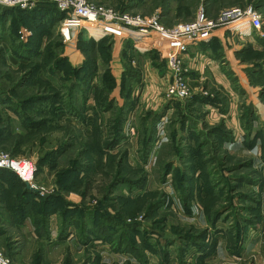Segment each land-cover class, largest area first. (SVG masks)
Returning a JSON list of instances; mask_svg holds the SVG:
<instances>
[{
    "label": "rangeland",
    "instance_id": "rangeland-1",
    "mask_svg": "<svg viewBox=\"0 0 264 264\" xmlns=\"http://www.w3.org/2000/svg\"><path fill=\"white\" fill-rule=\"evenodd\" d=\"M89 2L164 28L192 22L200 9L216 20L250 8L261 22L244 37L220 30L222 38L189 47L179 71L188 96L171 100V71L155 51L86 33L70 47L63 18L40 14L39 23L0 10V152L36 161L50 203L29 204L11 175L0 195L22 210L29 204L42 231L43 209L64 223L76 218L93 237L80 241L118 254L115 264H129L127 256L148 264L152 254L160 264H264V0ZM129 68L136 77L125 76ZM220 238L227 257H215ZM5 239L8 257L14 242ZM84 259L76 264L92 263Z\"/></svg>",
    "mask_w": 264,
    "mask_h": 264
},
{
    "label": "built area",
    "instance_id": "built-area-1",
    "mask_svg": "<svg viewBox=\"0 0 264 264\" xmlns=\"http://www.w3.org/2000/svg\"><path fill=\"white\" fill-rule=\"evenodd\" d=\"M46 5H54L59 12L64 14L59 26L60 33L65 41H69L68 46L70 47L75 45L73 37L79 33H86L93 38L112 37L114 41L129 40L138 53L155 51L171 71L167 75L170 81L164 89L166 97L171 100H183L188 96L187 86L182 83L179 71L181 57L189 47L209 40L220 30H229L231 34L239 35V38L244 37L245 34L258 30L261 22L260 16L250 8L228 9L222 12L216 20L205 17L200 9L192 22L177 23L171 28H164L155 17L120 13L109 7L93 5L89 0H0L1 8L23 11H31ZM81 20L90 21L102 27L101 31H98L99 35L95 37L93 34L95 30L82 27ZM243 23H246L248 28L244 32L241 30ZM26 35L22 33L24 38ZM132 65L134 67L135 62H132ZM129 127L130 134L133 136L134 127L132 124H129ZM0 170L13 173L20 182L36 191V199L45 195V188L39 187L35 179V160L0 152ZM0 264L13 263L0 251Z\"/></svg>",
    "mask_w": 264,
    "mask_h": 264
},
{
    "label": "crops",
    "instance_id": "crops-1",
    "mask_svg": "<svg viewBox=\"0 0 264 264\" xmlns=\"http://www.w3.org/2000/svg\"><path fill=\"white\" fill-rule=\"evenodd\" d=\"M218 32L212 37L222 38L218 35ZM4 176H8L7 172L0 170V180ZM2 188L3 190L10 189L9 186L5 185ZM22 190H26L25 185ZM21 193L23 195L24 191H21ZM35 199L32 201L27 199V202L29 204L34 203V205L40 203L39 200L36 201ZM29 204H25L23 206L25 209L22 210L15 199L7 198V195L3 196V193L0 195V244L3 245V239L5 238L9 243L14 242L13 249L7 257L13 264H76V262L83 263L86 255L91 257V264H115L113 262L119 260L118 254L108 252L107 248L97 246L98 244L96 245L94 242L88 241V245L81 242L80 235L81 238H87L88 233H82L76 226V218L64 223L62 218L58 216V211L53 210L52 213L46 216V225L42 231L40 225H36L32 220L30 208L27 211V208L30 207ZM9 231L18 232V236L9 237ZM89 237L88 239L93 238ZM222 240L223 238L218 240L215 257L219 254L229 256L226 252V244ZM40 249L42 252H40ZM252 250L257 252L256 249ZM252 250L250 251L252 252ZM126 258L123 259L128 260L129 264H139L131 256L128 257L129 259ZM169 260L168 264H171V257ZM161 262L162 260L158 261L157 254H152V259L148 258V264H160ZM87 264L90 263L87 262Z\"/></svg>",
    "mask_w": 264,
    "mask_h": 264
},
{
    "label": "trees",
    "instance_id": "trees-1",
    "mask_svg": "<svg viewBox=\"0 0 264 264\" xmlns=\"http://www.w3.org/2000/svg\"><path fill=\"white\" fill-rule=\"evenodd\" d=\"M0 10H3L4 12H8V11H11V10H16V11H19L20 13H22V14L31 15V17L39 19V23L41 21L43 22V20H41L40 17H39L40 14L47 15L49 17V21L52 20L53 18H56V19L60 18L61 19V18L64 17V14L59 12L56 7L54 8V5H46V6L38 7L36 9H34V10H31V11H23V10H19V9L1 8V7H0ZM94 68H96V65H95ZM91 70L92 69H90L89 67L88 68L86 66L84 67V71L86 73H90ZM126 74L128 75V77L134 78V77H136L138 72L135 71L133 68H129L128 71H126L125 76H126ZM110 107H111L110 105H106V107H104V108L102 107V108L104 110H108V108H110ZM122 121H123V119H121V117L116 119V125H117L118 129L120 128ZM3 172H7V175L13 176L14 179L21 185V187L24 188V184L22 182H20L19 179H17V177L13 173H11V172H9L7 170H3ZM36 172H37V167H36ZM23 191H24V194H26L27 196L31 197V200L35 199V197L37 196V194L35 192H33V191H29V190H23ZM41 198H43L42 199L43 200L42 204L48 205L50 203V201H48V199H46L45 197H41ZM42 211L45 213V216H47L50 213H52L53 210L44 211V209H43Z\"/></svg>",
    "mask_w": 264,
    "mask_h": 264
},
{
    "label": "bare ground",
    "instance_id": "bare-ground-1",
    "mask_svg": "<svg viewBox=\"0 0 264 264\" xmlns=\"http://www.w3.org/2000/svg\"><path fill=\"white\" fill-rule=\"evenodd\" d=\"M85 24H87V26H85ZM80 25L82 26V27H87V28H91L90 30H95L94 32L96 33V34H98L99 35V32L98 31H101V29H102V27H100L98 24H95V23H92V22H90V21H86V20H81L80 21ZM233 27L235 26V25H232ZM231 26V27H232ZM93 32V33H94ZM91 33V32H90ZM217 33H215V34H213V35H216ZM212 35V36H213Z\"/></svg>",
    "mask_w": 264,
    "mask_h": 264
},
{
    "label": "water",
    "instance_id": "water-1",
    "mask_svg": "<svg viewBox=\"0 0 264 264\" xmlns=\"http://www.w3.org/2000/svg\"><path fill=\"white\" fill-rule=\"evenodd\" d=\"M25 188H26V190L33 191V190H32L30 187H28L27 185H25ZM33 192H35V193L37 194L36 191H33Z\"/></svg>",
    "mask_w": 264,
    "mask_h": 264
}]
</instances>
